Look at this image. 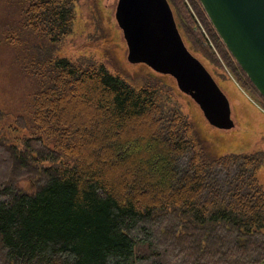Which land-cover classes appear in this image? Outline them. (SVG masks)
<instances>
[{
  "label": "trees",
  "instance_id": "obj_1",
  "mask_svg": "<svg viewBox=\"0 0 264 264\" xmlns=\"http://www.w3.org/2000/svg\"><path fill=\"white\" fill-rule=\"evenodd\" d=\"M168 1L187 48L230 99L237 86L210 68L222 65L208 38L264 100L200 1ZM17 2L6 25L21 17L30 33L39 90L31 116L17 118L28 136L14 143L0 128V264H264V150L222 152L169 75L144 65L152 74L131 81L94 55L60 57L79 0ZM246 98L237 103L254 124Z\"/></svg>",
  "mask_w": 264,
  "mask_h": 264
},
{
  "label": "water",
  "instance_id": "obj_2",
  "mask_svg": "<svg viewBox=\"0 0 264 264\" xmlns=\"http://www.w3.org/2000/svg\"><path fill=\"white\" fill-rule=\"evenodd\" d=\"M217 34L264 98V0H199ZM115 18L130 64L169 75L212 127H236L227 94L187 48L168 0H118Z\"/></svg>",
  "mask_w": 264,
  "mask_h": 264
},
{
  "label": "rangeland",
  "instance_id": "obj_3",
  "mask_svg": "<svg viewBox=\"0 0 264 264\" xmlns=\"http://www.w3.org/2000/svg\"><path fill=\"white\" fill-rule=\"evenodd\" d=\"M17 1L14 0V4L9 6H7L6 0L0 1V110L6 113L0 119V128L3 134L14 143L18 138L30 134V130L19 124L17 118L21 115H25L27 118L31 116L35 95L39 90L34 76H32V73L37 72L35 64H31L25 55L24 45L30 33H26L27 29L22 26L21 17L19 25L16 24L17 18L13 19L10 24L13 27L6 25L8 17H16ZM117 3L118 0H79L75 8L76 20L73 34L61 46L59 56L75 58L82 54H91L99 61L107 63L113 73L123 74L129 80L136 81L152 73L142 64H130L126 61V53L120 47L123 40L119 36L115 24ZM97 18L101 21V31H98L96 27ZM208 41L222 65L220 70L214 69L213 64L210 68L219 78L222 77L221 74L225 75L226 73L237 86L236 94L232 95L231 99L227 96L232 103L233 113L241 123V129L237 132L236 130L209 129L205 126L203 128L214 138V143L222 152L236 149L241 151L264 150V100L253 89L245 87L235 80L230 67L222 60L212 40L208 38ZM222 82L227 83V79ZM243 95L247 97L246 100L252 101V105L257 109L254 110L258 120L254 124L248 121L249 117L243 113L237 103V99L242 98ZM259 111L263 113L261 114ZM259 178L264 186V168L261 170Z\"/></svg>",
  "mask_w": 264,
  "mask_h": 264
},
{
  "label": "bare ground",
  "instance_id": "obj_4",
  "mask_svg": "<svg viewBox=\"0 0 264 264\" xmlns=\"http://www.w3.org/2000/svg\"><path fill=\"white\" fill-rule=\"evenodd\" d=\"M7 15V14H6ZM5 15V16H6ZM9 18V17H8ZM10 19V18H9ZM9 24V23H8ZM11 24H12V21H11ZM15 24V23H14ZM19 25V24H18ZM24 25V24H23ZM10 26H12V25H10ZM7 27V26H6ZM13 27V26H12ZM14 29V28H13ZM10 30H11V27H10ZM15 30V29H14ZM31 30V29H30ZM1 31V30H0ZM6 31V30H5ZM9 31V30H8ZM2 34V33H1ZM3 35V34H2ZM5 38V37H4ZM3 39V38H2ZM24 51V50H23ZM43 51V50H42ZM6 114V113H5ZM25 116V115H24ZM28 121V120H27ZM0 124H1V122H0ZM29 124V123H28ZM31 129V128H30ZM25 135V134H24ZM180 252V251H179ZM178 252V253H179Z\"/></svg>",
  "mask_w": 264,
  "mask_h": 264
},
{
  "label": "built area",
  "instance_id": "obj_5",
  "mask_svg": "<svg viewBox=\"0 0 264 264\" xmlns=\"http://www.w3.org/2000/svg\"><path fill=\"white\" fill-rule=\"evenodd\" d=\"M263 112H264V110H263Z\"/></svg>",
  "mask_w": 264,
  "mask_h": 264
}]
</instances>
